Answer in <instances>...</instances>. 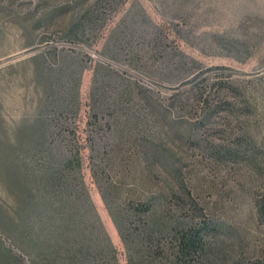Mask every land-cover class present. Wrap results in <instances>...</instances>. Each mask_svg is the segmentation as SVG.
I'll return each mask as SVG.
<instances>
[{"label":"rangeland","instance_id":"obj_1","mask_svg":"<svg viewBox=\"0 0 264 264\" xmlns=\"http://www.w3.org/2000/svg\"><path fill=\"white\" fill-rule=\"evenodd\" d=\"M0 220V264H264V0H0Z\"/></svg>","mask_w":264,"mask_h":264},{"label":"trees","instance_id":"obj_2","mask_svg":"<svg viewBox=\"0 0 264 264\" xmlns=\"http://www.w3.org/2000/svg\"><path fill=\"white\" fill-rule=\"evenodd\" d=\"M39 150H42V153L47 152V154L49 153L51 158L57 156L56 154H54V150L52 147H48L45 146L44 143H39L38 144ZM55 155V156H54ZM79 161V160H78ZM67 164L65 165V169H73V167H75L74 164V159H67L66 160ZM119 222L121 223V221H125V219L123 217H121L120 219H118ZM209 226L204 227V229L201 230H192L190 231L185 238L181 239V243L183 241L184 245H185V249H187V251H191L194 254H199L200 256H202L205 253V233H208L209 231ZM0 232L6 234L8 236V230L6 229V226L4 225V223L0 220ZM122 232V231H121ZM122 238L124 239V241L127 240L126 235L124 233H121ZM9 238H11L9 236ZM14 241V240H13ZM15 242H17V240H15ZM97 250L99 253L104 252V250H102V248L100 246H98L97 248H94L92 246V243L89 245H86V249L85 251L90 252V251H95ZM181 250H184V247L182 248L181 246ZM26 251V250H25ZM35 263V262H34ZM250 264H262L261 262H254V263H250Z\"/></svg>","mask_w":264,"mask_h":264}]
</instances>
